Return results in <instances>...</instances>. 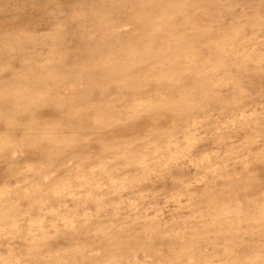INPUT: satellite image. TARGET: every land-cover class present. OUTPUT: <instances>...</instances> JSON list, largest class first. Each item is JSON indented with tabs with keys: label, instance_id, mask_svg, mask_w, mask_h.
<instances>
[{
	"label": "rangeland",
	"instance_id": "374dc122",
	"mask_svg": "<svg viewBox=\"0 0 264 264\" xmlns=\"http://www.w3.org/2000/svg\"><path fill=\"white\" fill-rule=\"evenodd\" d=\"M0 264H264V0H0Z\"/></svg>",
	"mask_w": 264,
	"mask_h": 264
}]
</instances>
